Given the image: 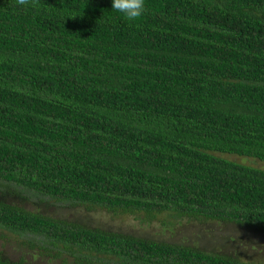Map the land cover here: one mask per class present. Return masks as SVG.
<instances>
[{"label":"trees","instance_id":"obj_1","mask_svg":"<svg viewBox=\"0 0 264 264\" xmlns=\"http://www.w3.org/2000/svg\"><path fill=\"white\" fill-rule=\"evenodd\" d=\"M112 2L0 0V264H264L48 213L264 232V0Z\"/></svg>","mask_w":264,"mask_h":264},{"label":"rangeland","instance_id":"obj_2","mask_svg":"<svg viewBox=\"0 0 264 264\" xmlns=\"http://www.w3.org/2000/svg\"><path fill=\"white\" fill-rule=\"evenodd\" d=\"M226 158L242 162L247 165L255 166L264 169V162L255 159H242L236 156H226ZM27 209H34V205L27 203ZM59 204H54L51 201V206L48 207L50 215H56L55 212L62 215L63 218L77 219L79 222H86L90 226L99 227L107 230H119L124 233H129L135 236L149 238L154 240H165L174 242H186L187 244L206 248L210 252L215 249L220 252L238 257L244 261L264 263V232L251 228H240L235 226L219 225L212 223L202 226L197 223H181L175 226L165 227L160 222L146 223L131 215L110 216L103 215H88L84 211H71L69 209L57 208ZM10 236L9 241L0 238V254L11 259H18L21 251L16 248V237L7 232ZM227 237V242L224 245L219 244L220 241ZM222 242V241H221ZM199 243V244H198ZM220 246L221 249H218ZM31 255V254H30ZM28 256V255H27ZM30 257V256H28ZM33 260V257L29 258Z\"/></svg>","mask_w":264,"mask_h":264},{"label":"clouds","instance_id":"obj_3","mask_svg":"<svg viewBox=\"0 0 264 264\" xmlns=\"http://www.w3.org/2000/svg\"><path fill=\"white\" fill-rule=\"evenodd\" d=\"M19 6L37 7L39 0H16ZM112 10L120 13L129 23L138 22L147 10L146 0H113Z\"/></svg>","mask_w":264,"mask_h":264}]
</instances>
